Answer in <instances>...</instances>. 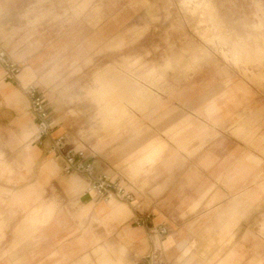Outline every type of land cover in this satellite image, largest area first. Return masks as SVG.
Returning a JSON list of instances; mask_svg holds the SVG:
<instances>
[{
	"label": "crops",
	"instance_id": "crops-1",
	"mask_svg": "<svg viewBox=\"0 0 264 264\" xmlns=\"http://www.w3.org/2000/svg\"><path fill=\"white\" fill-rule=\"evenodd\" d=\"M3 6L0 2V37L8 39L2 22L5 11ZM95 17L92 14V18ZM9 41L5 43L8 48L3 45L4 49L10 51L14 61L26 64L16 81L5 80L4 71L0 69V111L3 110L8 119L6 123L0 122V142L7 149H18L13 161H7L4 152L0 150V166L5 161L8 163V174L14 176L13 182L16 180V169L26 163L23 146H17L22 115H26L35 124L23 87L34 83L44 94L51 108L55 126L52 136L64 135L68 148H83L88 159L95 162L98 171L110 176L115 162L132 152L140 153L152 161L155 177L152 188L155 191L149 199L141 200L133 207L135 215L137 210L149 211L154 217L149 225L132 228L143 230L147 234L149 228L158 225L162 219L171 220L178 215L177 209L181 206L191 207L193 218L203 217L211 220L225 214L230 220L229 228L224 232L215 227H208L202 239L206 254L196 258L206 259L207 254L214 250L211 260H224L227 264H264V200L256 196L262 178L245 163L257 155L248 151L243 159H239V149L234 144L213 140L203 145L206 110L211 109L212 99L219 94L214 90L215 84L206 82L197 86L191 82L187 87L158 97L148 86L121 77L114 69H109L95 77L97 86L88 91L97 111L96 121L90 122L87 130L82 132V129L76 130L74 127L76 119L81 117L79 118L74 108L66 107L69 97L73 95L75 84L65 78L67 74L53 78L55 72H63L58 68V60L60 55L65 54L66 46L59 47L58 53L53 56L49 47L43 48L41 40L31 41L28 35L13 42ZM149 76L150 74H147L146 79ZM121 81L124 86L119 88ZM241 89L242 86L239 85L227 88L219 94H230L233 98L231 116L222 123L233 125L241 120L242 114L239 113L237 118L233 116L236 113L233 111L240 105L236 94ZM148 102L155 104V111L150 121L146 122L142 119L147 115H139L131 110V107L142 111ZM20 109H23V112ZM191 109L196 110L202 117L190 112ZM252 129L253 127H245L243 123L233 126L237 136L260 149L264 148L260 145L264 142V137L257 138ZM85 134L90 136L88 146L76 138L77 135ZM49 143L48 140L40 147L63 165L60 154L49 152ZM9 190L11 192L15 189ZM8 199L11 201L12 197L9 196ZM79 199L81 204H87L92 200V194L84 192ZM6 211L8 218V213L12 214L15 208L10 203ZM4 212L0 209V213ZM88 225L87 218L73 219L54 237L40 233L29 237L22 245L25 247L28 243L37 241L41 244L39 258L31 261L32 264H57L58 261L70 264L71 260L78 258L77 253L89 250V234L86 232ZM92 227L98 234H104L109 227L115 225L93 223ZM239 230L242 231L240 238L229 247L235 232ZM213 231L218 232L214 235ZM167 235L168 233L157 239L166 264H176L182 254L184 259L192 257L187 243L180 248L170 246V240L162 243ZM151 242L152 239L149 238L148 251L139 258L149 253ZM220 243L221 247L217 246ZM48 248L53 249L51 253H47ZM14 250L6 257L11 258ZM222 251L224 252L221 253Z\"/></svg>",
	"mask_w": 264,
	"mask_h": 264
},
{
	"label": "rangeland",
	"instance_id": "rangeland-1",
	"mask_svg": "<svg viewBox=\"0 0 264 264\" xmlns=\"http://www.w3.org/2000/svg\"><path fill=\"white\" fill-rule=\"evenodd\" d=\"M0 2L4 4L2 22L8 34V39L0 37V47L4 45L8 48L5 45L8 40L13 42L25 35H28L31 41L41 40L43 48L49 47L53 56L58 53L59 47L66 46L65 54L60 55L58 60L60 62L58 68L63 72L58 74L55 72L53 78L67 74L65 78L75 84L73 95L69 97L66 107L74 108L79 118L81 117L74 122L76 130L82 129L84 132L90 122L95 123L97 111L88 96V91L97 86L95 77L109 69H114L121 77L148 86L158 97L187 87L191 82L197 86L211 82L216 85L214 87L216 94H222L225 89L240 85L242 89L236 94V100L240 105L233 111L236 112L233 116L237 118L240 113L241 120L233 125L220 123L216 126V134L211 137L206 132L203 145L213 140L234 144L238 146V158L241 159L248 151L260 155L261 149L237 136L233 126L243 123L245 127H253L257 138L264 137V82L259 80V74L264 69L249 67L247 71L241 70L234 63L223 59L218 53V42L206 38L202 33L203 27L199 24V16L193 12L195 4L190 0H0ZM211 3L214 7L213 13L218 14L227 23L243 13L252 26L264 15V0H211ZM92 14L96 17L92 18ZM249 30H252L251 27ZM7 51L10 52L8 49ZM193 62L196 65L194 72L189 71V66ZM147 74L150 76L146 79ZM123 81L120 82L119 88L124 86ZM132 108L131 110L139 115H147L142 121L149 122L155 111V104L148 102L142 111ZM190 112L200 116L196 110ZM4 114L1 110V123L8 122ZM76 138L87 146L91 141L90 136L86 134L77 135ZM260 145L264 146V142ZM0 150L4 152L7 161H13L18 153V149H7L1 142ZM55 154L58 155L59 152ZM13 178L14 176L8 174L7 179L11 181L8 183L0 179V189H15ZM0 209L5 211L2 205ZM8 219L7 236L0 238V264H13L22 258L30 262L36 261L39 258L41 244L37 241L28 243L25 247L23 245L16 247L13 228L19 217L13 219L12 214L8 213ZM130 224L137 226L133 219ZM217 232L212 233L216 235ZM241 234V230L236 231L228 246L237 241ZM147 235L151 239L149 230ZM221 245L220 243L217 246ZM13 249L15 252L11 258L6 257ZM51 249L48 248L47 253H51L53 250ZM213 253L214 250L208 253L206 259L211 260Z\"/></svg>",
	"mask_w": 264,
	"mask_h": 264
},
{
	"label": "clouds",
	"instance_id": "clouds-1",
	"mask_svg": "<svg viewBox=\"0 0 264 264\" xmlns=\"http://www.w3.org/2000/svg\"><path fill=\"white\" fill-rule=\"evenodd\" d=\"M195 9L200 13V26L214 33V38L218 40V53L223 59L234 63L241 70H246L249 63L264 68V15L258 24V43L253 46L249 44L251 35L247 30L251 25L245 14L241 13L237 19L223 23L215 19L211 0H201ZM195 70L193 62L189 71ZM259 80L264 82V71L259 74ZM211 104V109L206 110L207 122L204 125L209 137L216 134L217 125L231 116L233 98L230 94H223L214 97ZM20 111L23 112V109ZM40 137V128L26 115H22L17 146H23L26 163L16 169L15 190L10 192L7 188L0 189V204L5 208V212L0 213V238H6L8 233L6 210L11 203L15 208L12 218L19 217L13 228L16 247L40 233L54 237L71 220L87 218L89 250L77 253L78 258L71 260L70 264H140L139 257L148 251L149 238L143 230L132 228L130 221L135 217L133 205L149 199L155 191L152 188L155 179L152 161L140 153L132 152L115 162L113 172L106 182L103 177L62 167L58 159L40 147ZM245 163L262 178L256 196L264 200V148L260 155ZM8 172L9 165L5 161L0 166V179H4L5 183L11 182L7 179ZM84 192L92 194V200L87 204H81L79 199ZM9 196L12 197L11 201ZM177 211L179 214L173 219H162L157 225V228L159 223L167 226L163 231L168 232V235L162 243L170 240V246L177 248L185 243L189 245L188 251L192 257L184 259L182 254L176 264H227L224 260L196 258L206 254L202 239L208 227L227 231L230 226L227 215L208 220L203 217L193 218L192 209L188 206H181ZM93 223L115 227H109L106 233L98 234L92 227ZM13 264L31 262L22 258ZM57 264L66 262L58 261Z\"/></svg>",
	"mask_w": 264,
	"mask_h": 264
},
{
	"label": "built area",
	"instance_id": "built-area-1",
	"mask_svg": "<svg viewBox=\"0 0 264 264\" xmlns=\"http://www.w3.org/2000/svg\"><path fill=\"white\" fill-rule=\"evenodd\" d=\"M23 65L14 61L10 54L4 48L0 47V69L4 71V79L7 81L18 80V75L22 71ZM24 93L29 100V111L34 118L35 125L41 130V137L38 141L39 145H44L46 141L49 143V152H59L63 158V165L67 170L79 171L87 175L103 177L107 182L109 175L98 171L95 162L89 160L84 150H74L66 146V137L64 135L53 137L52 132L55 128L52 120V112L44 94L39 87L34 84H28L23 87ZM99 187V185H96ZM90 193V192H88ZM132 196V194H129ZM154 214L149 211H136L133 222L137 226L149 225ZM165 225H153L149 228L152 239V247L148 254L139 258L140 264H166L161 248L158 245L157 239L165 236L168 232L163 231ZM156 229V231H154Z\"/></svg>",
	"mask_w": 264,
	"mask_h": 264
},
{
	"label": "bare ground",
	"instance_id": "bare-ground-1",
	"mask_svg": "<svg viewBox=\"0 0 264 264\" xmlns=\"http://www.w3.org/2000/svg\"><path fill=\"white\" fill-rule=\"evenodd\" d=\"M185 2V1H184ZM190 2H192V3H194L195 5L197 4V3H200L201 2V0H190ZM193 6V5H192ZM194 8V7H193ZM192 8V9H193ZM213 9H214V7H213ZM193 12L194 13H196L198 16H199V19H200V13H199V11L198 10H196V9H194L193 10ZM213 15H214V17H215V19L217 20V22H223V23H227L223 18H221L218 14H216V13H213ZM258 24H259V21L258 22H256V23H254L252 26H251V29L252 30H247L249 33H250V35H251V39H250V41H249V44L250 45H256L257 43H258V36H259V29H258ZM253 31V32H252ZM254 32H256V34L254 33ZM202 33L204 34V36L206 37V38H208V39H210V40H214V41H217L218 42V40H216L215 38H214V33H212V32H208V31H206L204 28H203V30H202ZM201 33V34H202ZM202 34V35H203ZM204 37V38H205ZM219 43V42H218ZM216 44V43H215ZM22 65H23V67H22V71L24 70V68H25V66H26V64H24V63H21ZM249 67H257V68H262L261 66H259L258 64H256V63H249L248 65H247V69L249 70ZM247 69H246V71H247ZM264 69V68H263ZM21 71V72H22ZM21 74V73H20ZM19 76V75H18Z\"/></svg>",
	"mask_w": 264,
	"mask_h": 264
}]
</instances>
